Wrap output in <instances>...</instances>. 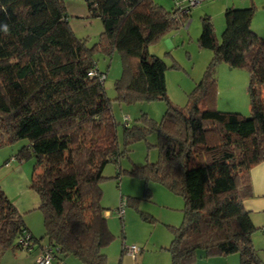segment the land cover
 I'll return each mask as SVG.
<instances>
[{
	"label": "trees",
	"instance_id": "trees-1",
	"mask_svg": "<svg viewBox=\"0 0 264 264\" xmlns=\"http://www.w3.org/2000/svg\"><path fill=\"white\" fill-rule=\"evenodd\" d=\"M65 1L0 0V147L24 140L14 157L34 158L30 187L39 196L44 223L42 236H33L0 189V256L20 249L17 238L29 234L51 246L54 259L72 255L83 264H106L102 248L114 234L100 201L102 171L126 154L130 142L155 130L158 161L130 173L158 181L184 199L183 220L169 226L171 240L164 247L170 264L230 253L238 254V264H259L252 242L257 227L243 205L252 194L249 169L264 161V37L250 28L254 7H225L220 40L210 16L201 17L197 43L213 56L187 104L179 107L166 97L165 62L147 47L183 26L191 7L181 13L179 5L166 10L154 0H83L88 17L102 24L90 49L87 38L73 32ZM94 48L121 57L114 84L118 101L164 99V116L177 118L182 133L162 121L124 122L120 148L105 77L100 79L106 72L96 68ZM219 61L248 70V117L213 107L212 68ZM197 147L206 161L196 158Z\"/></svg>",
	"mask_w": 264,
	"mask_h": 264
},
{
	"label": "rangeland",
	"instance_id": "rangeland-1",
	"mask_svg": "<svg viewBox=\"0 0 264 264\" xmlns=\"http://www.w3.org/2000/svg\"><path fill=\"white\" fill-rule=\"evenodd\" d=\"M154 1L166 10L172 9L175 5L186 4L185 0ZM229 5L253 6L250 28L257 35L264 37V0H203L191 7L187 16V20H190L187 27L170 29L148 45V52L162 58L167 66L166 97L172 104L179 107L187 104L189 94L202 79L213 56L211 50L201 48L197 43L201 17L210 16L215 35L220 40L224 28L223 11ZM65 6L73 32L78 37H86L85 44L91 49L98 41L102 30L100 19L80 16L87 13L83 0H66ZM91 56L96 68L106 72L103 87L111 100V111L116 121L117 141L120 148L124 146L122 135L124 116L128 117L129 126L135 124L149 126L151 123L159 124L162 121L173 131L182 133V125L177 118L164 116L167 108L166 100L124 102L116 99L115 79L122 71L119 53L113 52L111 56H107L94 48ZM212 75L216 82L213 107L220 111L238 112L248 117L250 114L247 92L248 70L229 67L228 64L219 61L214 64ZM142 116L144 118H141ZM156 143V131L149 130L145 138L130 142L126 154L116 163L109 161L102 171L104 178L100 182L102 190L100 201L108 211L107 224L114 234L113 240L102 248L107 256L106 264H170V255L164 247H167L171 240L169 226H179L183 220L184 199L182 195L174 193L158 181L152 179L147 181L142 176L130 173L134 166L158 161L159 150ZM22 145L24 140L20 139L0 147V189H4L16 204L27 225L37 224L42 233L44 231L42 210L35 208L23 212L25 206L30 207V204L37 206L39 196L30 187L33 156L22 160L14 157ZM200 149L199 147L195 149L196 158L202 162L206 161L207 155L203 149ZM146 186L149 189L148 194ZM121 199L126 202L123 219L115 212ZM35 233L39 235L38 232ZM132 244L141 249L136 258L121 250L122 247ZM21 254H25L21 249H7L0 256V264L5 261L17 264L18 255ZM32 263L35 264V259ZM52 264L64 263H56V260H52Z\"/></svg>",
	"mask_w": 264,
	"mask_h": 264
},
{
	"label": "crops",
	"instance_id": "crops-1",
	"mask_svg": "<svg viewBox=\"0 0 264 264\" xmlns=\"http://www.w3.org/2000/svg\"><path fill=\"white\" fill-rule=\"evenodd\" d=\"M86 11H87V9H86ZM66 12H67V7H66ZM67 16H69L68 12H67ZM80 16L81 17H84V16L88 17V11H87V13H83V15H80ZM189 22H190V20L186 19L183 26L187 27ZM168 43H170V42L168 41ZM249 178H250V185H251L252 194L243 200V205H244L245 209L249 212L252 222L257 227V230L252 235V242H253L254 247L257 249V255H258L259 260H260L259 264H264V161H261L259 163L254 164L249 169ZM3 191L6 193V191L4 189H3ZM6 195L8 196L7 193H6ZM33 205L34 204H32V205L30 204V207H27V206L23 207V208H25V210H23V212H25V211L28 212L30 209L38 208V205L37 206L36 205L33 206ZM17 209H18V207H17ZM20 213H21V211H20ZM23 220H24V218H23ZM25 223H26V221H25ZM26 225H27V223H26ZM36 225L37 224H32V223H31V225H29V223H28L27 227L29 229V232L33 236L38 238V237L42 236L44 231L42 233H40L41 231H39V229H38L39 226H36ZM37 229H38V231H37ZM35 232H38L39 235H36ZM42 242L44 243V240ZM140 252H141V249H140ZM24 253H25L24 255H22V254L18 255L19 262H17V264H31L32 262H34L35 256L38 254V248L34 247L32 251H30V252L24 251ZM28 254H30L31 256H28ZM54 260H56V263L62 262L64 264H83L80 260H78L76 257H74L72 255H68L66 257H63L61 260L57 259V258ZM0 262H1V260H0ZM238 263H239L238 254L237 253H230L227 255H216V256H210V257L200 256L192 264H238ZM1 264H10V263L5 261L4 263H1Z\"/></svg>",
	"mask_w": 264,
	"mask_h": 264
},
{
	"label": "built area",
	"instance_id": "built-area-1",
	"mask_svg": "<svg viewBox=\"0 0 264 264\" xmlns=\"http://www.w3.org/2000/svg\"><path fill=\"white\" fill-rule=\"evenodd\" d=\"M203 0H185L186 4H179L180 11L187 12V7H192L195 4L201 2ZM91 74V72H89ZM105 77L104 74L101 75L100 79ZM124 122L127 124V116H124ZM125 211V201L123 199L120 200L118 207L115 209V212L119 217L124 215ZM108 211H105V215ZM16 244H18L19 248L25 252H30L37 245L38 246V254L35 258V264H52V260H54V253L52 247L48 244L44 243L43 245H39L38 242L29 236V234L20 235ZM132 258H136V255L140 252V248L135 246L134 244L125 247V250Z\"/></svg>",
	"mask_w": 264,
	"mask_h": 264
},
{
	"label": "clouds",
	"instance_id": "clouds-1",
	"mask_svg": "<svg viewBox=\"0 0 264 264\" xmlns=\"http://www.w3.org/2000/svg\"><path fill=\"white\" fill-rule=\"evenodd\" d=\"M5 31H7V28H5ZM107 211V210H106Z\"/></svg>",
	"mask_w": 264,
	"mask_h": 264
}]
</instances>
